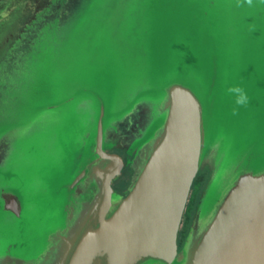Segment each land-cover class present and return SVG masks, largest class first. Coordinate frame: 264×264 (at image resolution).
<instances>
[{
  "label": "water",
  "instance_id": "water-1",
  "mask_svg": "<svg viewBox=\"0 0 264 264\" xmlns=\"http://www.w3.org/2000/svg\"><path fill=\"white\" fill-rule=\"evenodd\" d=\"M0 264H264V4L0 0Z\"/></svg>",
  "mask_w": 264,
  "mask_h": 264
},
{
  "label": "flooded vegetation",
  "instance_id": "flooded-vegetation-1",
  "mask_svg": "<svg viewBox=\"0 0 264 264\" xmlns=\"http://www.w3.org/2000/svg\"><path fill=\"white\" fill-rule=\"evenodd\" d=\"M115 151H118V152L122 153L125 157L127 156V152L124 149H115ZM135 173H136V168L133 167L131 162H130L128 165H126L124 167L123 174L118 179L115 180V182H114L115 186L119 190L123 191L126 187H128L130 185ZM207 175H208V168H205V169H203V170H201L199 172V174L196 177V180H195V183H194L195 185H194L192 191L199 187L198 184L201 181L204 180V183H205ZM199 176H201V177H199ZM192 191H191V195H190V198H189V203L187 205L186 211H188L190 209L191 201L193 199V192Z\"/></svg>",
  "mask_w": 264,
  "mask_h": 264
},
{
  "label": "clouds",
  "instance_id": "clouds-1",
  "mask_svg": "<svg viewBox=\"0 0 264 264\" xmlns=\"http://www.w3.org/2000/svg\"><path fill=\"white\" fill-rule=\"evenodd\" d=\"M243 3H246L248 6H254V0H237V6H242ZM260 4H264V0H259ZM228 93L235 96V105L246 106L249 103V97L246 91L239 85L229 87L227 89ZM238 107L233 109V115L238 114Z\"/></svg>",
  "mask_w": 264,
  "mask_h": 264
},
{
  "label": "rangeland",
  "instance_id": "rangeland-1",
  "mask_svg": "<svg viewBox=\"0 0 264 264\" xmlns=\"http://www.w3.org/2000/svg\"><path fill=\"white\" fill-rule=\"evenodd\" d=\"M198 185H199V187L192 191L193 192V199L191 201L190 209L188 211H186L185 215H184V219H183V223L181 225V230H180V235H179L180 241H182V239L184 238V233L187 231V224L191 222V219H192V216H193L194 210H195V205L197 203V199L201 193L202 187L204 186V180L201 181Z\"/></svg>",
  "mask_w": 264,
  "mask_h": 264
},
{
  "label": "trees",
  "instance_id": "trees-1",
  "mask_svg": "<svg viewBox=\"0 0 264 264\" xmlns=\"http://www.w3.org/2000/svg\"><path fill=\"white\" fill-rule=\"evenodd\" d=\"M199 177H201V176H199Z\"/></svg>",
  "mask_w": 264,
  "mask_h": 264
}]
</instances>
